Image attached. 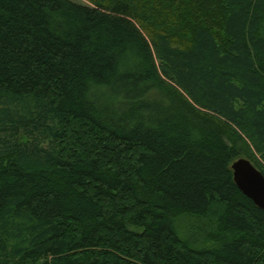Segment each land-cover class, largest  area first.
Instances as JSON below:
<instances>
[{"label":"trees","instance_id":"16d2710c","mask_svg":"<svg viewBox=\"0 0 264 264\" xmlns=\"http://www.w3.org/2000/svg\"><path fill=\"white\" fill-rule=\"evenodd\" d=\"M264 0H0V264H264Z\"/></svg>","mask_w":264,"mask_h":264},{"label":"water","instance_id":"95a60500","mask_svg":"<svg viewBox=\"0 0 264 264\" xmlns=\"http://www.w3.org/2000/svg\"><path fill=\"white\" fill-rule=\"evenodd\" d=\"M238 189L259 208L264 209V175L249 159L236 158L230 165Z\"/></svg>","mask_w":264,"mask_h":264},{"label":"rangeland","instance_id":"374dc122","mask_svg":"<svg viewBox=\"0 0 264 264\" xmlns=\"http://www.w3.org/2000/svg\"><path fill=\"white\" fill-rule=\"evenodd\" d=\"M73 1L82 2V3H87V0H73Z\"/></svg>","mask_w":264,"mask_h":264}]
</instances>
